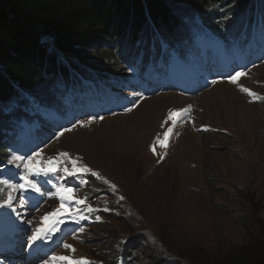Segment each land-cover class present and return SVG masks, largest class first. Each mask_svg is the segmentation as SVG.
Returning a JSON list of instances; mask_svg holds the SVG:
<instances>
[{
  "label": "rangeland",
  "instance_id": "374dc122",
  "mask_svg": "<svg viewBox=\"0 0 264 264\" xmlns=\"http://www.w3.org/2000/svg\"><path fill=\"white\" fill-rule=\"evenodd\" d=\"M230 4L226 2L227 9L221 6L219 13L211 11L203 17L192 18L187 5H177L174 16L180 24L172 32L162 29L153 34L158 48L169 47L166 52L177 50L172 48L173 42L181 40V35L184 37L183 32L192 22L204 18L208 22L216 20L215 15L220 18L221 29L218 30L217 21L213 29L225 33L229 25L243 18V15H236L238 12ZM261 5H264L262 0L258 4L254 0L247 14L251 17L257 10H264ZM197 35L196 32L191 34L189 41ZM150 38L141 40L146 50H150ZM181 49L179 46L178 50ZM119 52L103 45L95 46L89 50L90 56H104L107 60L101 62V57L85 59L88 64H78L68 86L96 87L90 67L101 70V73L96 69L95 72L102 84L120 86L119 79L130 77L132 73L123 62L119 64ZM255 63L245 75L236 78V83L231 79L236 74L223 81L209 78L207 89L198 94L159 91L143 96L139 85L124 87L125 103L121 102L119 107L108 109L106 113L103 106L97 111L92 97L85 95L90 102L87 106L79 102L83 97L78 95L73 121L68 125L62 121L63 131L46 147L36 146L35 151L26 156L33 157L34 164L39 161L41 167L58 158L59 170L33 177L41 186L40 193H12L16 198L12 206L0 207L8 221L18 224L15 233L10 234L1 230L5 225L0 222V255L12 250L6 253V258L0 256V264H54L53 255L105 264L114 261L113 255L123 239H128L126 245L142 242L144 248L154 249L161 264H178L174 263L173 255L219 261L234 247L257 239L259 230L264 228V61L256 59ZM50 84L55 85L56 80H48L39 89ZM25 101L28 107L23 108L18 117L7 119V126L22 116L28 117L25 110L30 114L37 105L30 95H26ZM54 111L64 114L58 110L51 112L55 114ZM175 111H183L184 115L173 124L168 117ZM169 127L173 132L167 146L161 147L157 138L162 140ZM37 152L39 156H34ZM60 153H68L77 161V167L90 171L68 176L63 168L71 170L72 164L67 158L59 157ZM9 154L8 166L20 169V174L15 180L3 177L0 180L18 184L20 177L28 172L21 161L14 160L16 154ZM89 172L100 174L98 183H102V187L93 189H100L98 197H92L91 193L87 196L92 198L88 199L82 191L66 184L65 179L77 178L78 183H83ZM60 185L73 189L74 199L65 201L66 207L71 206L75 213L76 209L91 206L92 212L100 213L99 219L96 217L91 228L80 231L81 225L79 227L67 214L50 218L62 221L55 223L57 231L33 243L31 237L40 226L41 218L60 207L61 201L56 194V187ZM0 189V204H3L10 189L6 185H0ZM76 199L86 202L76 205ZM84 212L88 213L83 211V216ZM146 235L158 244L145 241ZM64 244L71 245L75 251L65 248ZM47 246L51 249L48 255H37L40 248Z\"/></svg>",
  "mask_w": 264,
  "mask_h": 264
},
{
  "label": "trees",
  "instance_id": "16d2710c",
  "mask_svg": "<svg viewBox=\"0 0 264 264\" xmlns=\"http://www.w3.org/2000/svg\"><path fill=\"white\" fill-rule=\"evenodd\" d=\"M253 1L0 0V177L16 179L20 174V169L8 166L10 152L24 157L30 155L35 151V146L46 147L57 133L63 131L60 121H73L76 116L74 105L78 103L77 99L75 102L72 100L75 87L68 86L73 72L77 70L79 63H87L85 59L96 60L101 57V62L107 60L104 56L91 57L89 50L98 45L115 50V53L120 50L119 64L123 62L131 73L141 74L144 67L150 69L152 76L164 77L166 90H173L174 82L171 81L169 73H174L177 77H187V73L185 69L177 70L171 63L182 60L196 44L212 40L217 35L227 41L226 44L230 43L229 39H233L247 46L252 33H256L258 40L264 37V10H257L251 17L247 14L252 10ZM260 1L257 0V4ZM226 2L231 3L229 6H233L238 12L236 15H243V18L229 25L225 33L220 32L223 36L213 29L216 21L218 30L221 29L220 18L217 19L216 15V20L209 19V22L206 18L200 22L191 21L189 28L183 32L184 37L181 35V40L173 42L172 48H177L174 50L178 52L177 57L170 52L163 56L169 47L164 46L160 50L153 34L162 29L163 32H172V29L180 24L174 16L177 5H187L188 15L192 18L203 17L207 13L211 14V11L218 12L222 10L221 6H227ZM261 8H264V5H261ZM195 32L198 35L189 41L190 35ZM150 36V50H146L141 40ZM187 38V42L182 43ZM179 46L181 51L178 50ZM261 49L260 58L264 59V47ZM160 65L163 71L156 73L161 69ZM175 66L180 67L179 64ZM90 68L91 79L99 76L95 72L96 68ZM96 70L101 73V70ZM51 79L56 80L55 85L50 84L43 90L39 89ZM187 84L186 82L184 86ZM143 86L146 93L153 91L146 87V83H143ZM76 92L88 93L87 98L94 95L91 87ZM26 95H30L37 105L31 109L30 114L25 110L28 117L22 116L7 126V119L15 115L18 117L24 111L23 108L28 107ZM14 102L16 103L12 106ZM81 103L87 106L90 104L88 99ZM52 110L63 111L64 114L57 111H54V114ZM52 114L53 117L50 116ZM99 175L89 172L84 177V184L78 183L77 178H66V183L82 191L86 197L92 193L95 198L101 194L100 189L93 191L94 188L102 187V183H98ZM102 179L104 181V178ZM98 214L100 213L84 212L87 218L79 219L81 227L91 228ZM0 217L8 224V231L15 233L18 224L8 221V216L1 210ZM146 237L145 241L153 245L158 244L153 237ZM127 240L123 239L118 243V250L113 255L114 261L112 259V262L106 263L161 264L154 249L144 248L142 242L126 245ZM141 241H144V238H141ZM167 254L173 255L168 251ZM173 259L174 263L178 264H264V228L259 230L257 239L249 244L234 247L229 255L219 261H212L211 258L201 260L198 256L179 258L173 255Z\"/></svg>",
  "mask_w": 264,
  "mask_h": 264
},
{
  "label": "snow or ice",
  "instance_id": "6c2138e0",
  "mask_svg": "<svg viewBox=\"0 0 264 264\" xmlns=\"http://www.w3.org/2000/svg\"><path fill=\"white\" fill-rule=\"evenodd\" d=\"M242 75L241 73H236L235 76H233L232 82L236 83V78L238 76ZM242 91L248 92L249 95H255L248 89H242ZM131 111V109H128ZM184 113L183 111H175V112H170L168 120L172 121L173 124L177 122V120L181 119L183 117ZM167 123V121L165 122ZM173 132V128L169 127L167 131L164 132L163 134V139L161 140L159 137L157 138V142L160 144L161 147H166L168 139L170 135ZM153 151H155V148H153ZM34 156H39V152L34 153ZM59 157H64L69 160V162L72 164L71 170L68 167L63 168V172L67 174L68 176L75 175L76 173H82V172H88L90 171L86 167H77V161L72 159L68 153H60ZM14 160L16 161H21L23 163V167L27 170L28 174L23 175L20 177L21 182L18 184H9L7 180H0V185H6L10 191L7 195V198L4 200L3 204H0V207L8 206L11 207L13 204L14 199H16L12 193L15 192H27V191H32L35 193H40L41 192V186L38 181L34 180L33 177L36 175H48L49 173H56L58 169V163L57 160L58 158L51 159L47 162V166L41 167L40 162L37 161L35 164L33 163V157H24V156H15ZM62 163V161H60ZM11 163V161H10ZM93 175H98L97 173H93ZM114 187V186H113ZM2 191V189H0ZM73 189L60 185L56 187V194L58 195L61 204L60 207L55 209L51 213L45 214L44 217L41 218V224L38 226L33 233L31 237V241L35 243L37 240H43L45 237L48 235L54 234L57 229L54 227L55 223H59L62 221H59L57 219H51L50 218H57L60 216L64 215H69L70 217H73L75 222H79V219H86L87 217L83 216L81 213L83 211L87 212H92L94 209L91 208V206H88L86 209H76L75 213H73V210L71 206L66 207L65 201L71 202L74 197L72 196ZM84 199H76L75 204L76 205H84L85 204ZM21 207H23V201L21 200ZM75 217H79V219H75ZM97 219H99L97 217ZM80 231H83V228L80 229ZM65 248L72 249L71 245L64 244L63 245ZM72 251H75V249H72ZM51 261L57 262H66V264H90L87 260H72L68 256H56L53 255L51 256Z\"/></svg>",
  "mask_w": 264,
  "mask_h": 264
},
{
  "label": "bare ground",
  "instance_id": "6f19581e",
  "mask_svg": "<svg viewBox=\"0 0 264 264\" xmlns=\"http://www.w3.org/2000/svg\"><path fill=\"white\" fill-rule=\"evenodd\" d=\"M218 85H219V84H218ZM215 87H216V86H215ZM146 102H147V101H145L144 103H146ZM144 103H143V104H144ZM143 104H142V105H143ZM142 105H141V106H142ZM123 118H124V117H123ZM133 135H134V134H133ZM120 143H121V142H120ZM118 149H119V148H118Z\"/></svg>",
  "mask_w": 264,
  "mask_h": 264
}]
</instances>
